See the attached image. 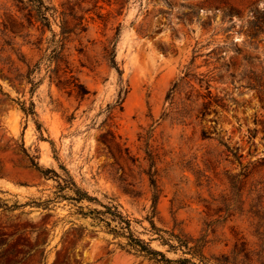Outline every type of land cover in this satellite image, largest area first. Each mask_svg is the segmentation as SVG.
Instances as JSON below:
<instances>
[{
  "label": "rangeland",
  "instance_id": "374dc122",
  "mask_svg": "<svg viewBox=\"0 0 264 264\" xmlns=\"http://www.w3.org/2000/svg\"><path fill=\"white\" fill-rule=\"evenodd\" d=\"M42 2L49 28L0 0V63L42 58L32 93L0 72V264H157L120 247L114 207L170 259L189 255L150 220L204 235L210 264H264V0ZM61 26L83 98L46 68Z\"/></svg>",
  "mask_w": 264,
  "mask_h": 264
},
{
  "label": "trees",
  "instance_id": "16d2710c",
  "mask_svg": "<svg viewBox=\"0 0 264 264\" xmlns=\"http://www.w3.org/2000/svg\"><path fill=\"white\" fill-rule=\"evenodd\" d=\"M30 4L33 6V8L36 11L37 17L39 18L41 22L42 27H48L49 28V22L48 18L45 15V12L43 9H47L45 5H43L42 0H29ZM31 25H33L30 22ZM80 25V31H85L86 26L83 25L81 22ZM7 27H5L6 29ZM69 31L65 29L64 26H61V30L59 32V35L61 36V39H58L56 41L57 45L54 49L51 50L50 54L45 58V61L47 62L46 68L49 73L50 80L54 81L56 80L57 84H61L63 87L67 88L69 92H74L78 97L83 98L85 95L89 94V89L84 86L83 83H81L76 75H74L72 69L69 67V63L65 58L64 54V45L66 40V34ZM52 37H55V33H52ZM9 44V43H7ZM114 45L111 49L108 50L107 58L109 63L114 66L118 73H120V70L118 69L115 61V53H114ZM40 58L33 66L32 68L29 66L28 63H25L23 57L19 55L18 60L19 62L25 63L27 66V70L25 74L17 73L19 70L18 67L14 66V62L11 61H2L0 72L2 69L6 66V69L8 72H14V80H21L26 79L27 82L31 84L30 92L32 93L36 83L32 80V73L39 69L40 64ZM54 62V67L50 66V63ZM189 74V73H188ZM0 75L8 80L11 81L10 77H7L3 73H0ZM187 74L185 75V77ZM180 83L185 82H176L173 85V88L170 89L168 92V95H173V93L176 90H179L181 85ZM203 106L206 107L205 102L203 103ZM20 109L25 114H35L34 111V104L30 100L28 106L25 105L24 102L21 103ZM109 144V143H107ZM109 149H111L109 145ZM149 183L152 188V207H156L157 199H158V189L156 184V179L152 177L151 174H149ZM109 213L112 216V220L116 222V226L110 227V231L113 234L122 235L125 236L126 242L124 244H121L120 247L136 256L142 257L143 259H147L150 262H154L157 264H210L209 260L205 257L203 253V247L206 243L204 235H201L200 237H193L187 233H185L182 229H178V231H175V228L171 229H162L159 227H156L153 221H149L151 228L154 233L156 234V237L154 239H157L159 241V244L162 246H165L167 248V251H173L176 252L178 249L181 250L182 254H188L189 256H183L176 259H170L166 257L165 252L152 248L150 246L149 241H145L137 236L134 235V233L130 229V222L128 219H125L119 211L114 207L113 210L110 208H107ZM98 213H101L98 211ZM106 224L109 225L110 223L106 221ZM249 252H244V257L248 259ZM193 259H196L194 261ZM214 264H230V261L227 260L226 257H223L222 259H216V262Z\"/></svg>",
  "mask_w": 264,
  "mask_h": 264
}]
</instances>
